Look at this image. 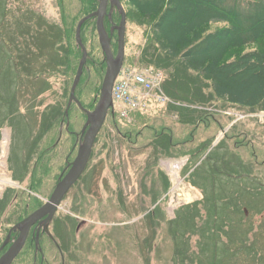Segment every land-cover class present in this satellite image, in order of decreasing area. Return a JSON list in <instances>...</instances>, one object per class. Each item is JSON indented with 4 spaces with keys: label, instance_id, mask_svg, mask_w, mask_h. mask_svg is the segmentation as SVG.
I'll list each match as a JSON object with an SVG mask.
<instances>
[{
    "label": "rangeland",
    "instance_id": "374dc122",
    "mask_svg": "<svg viewBox=\"0 0 264 264\" xmlns=\"http://www.w3.org/2000/svg\"><path fill=\"white\" fill-rule=\"evenodd\" d=\"M246 1L240 0L241 9H247ZM121 3L127 17L126 65L140 70L154 67L169 81L167 70L141 63L143 30L131 20L128 0ZM5 7L8 22L1 28L13 39L30 26L35 33L36 17L51 26L52 37L53 26L76 30L80 13L79 0H7ZM223 27L214 24L211 31ZM90 37L87 33V51L101 49L98 37ZM59 38H52L39 61L30 54L31 63L36 61L33 73L25 72L16 86L21 118L16 117L15 129L7 123L0 130V181L13 183H0V246L10 229L33 210L34 199L45 205L61 172L78 153L74 145L87 117L77 106L65 122L78 137L67 138L65 126H58L45 138L56 141L63 132V143L54 151L55 144L46 140L34 143L43 113L55 107L66 110L76 75L64 66H44L45 61L56 63V58L65 56L66 42ZM74 64L77 70L78 60ZM93 94L86 84L81 94L85 105L90 106ZM170 110L134 111L131 126L106 120L83 177L49 226L51 239L42 236L38 247L44 264H214L211 250L216 242L223 264H264V104L249 111L215 100L194 109L203 116L196 126L181 124ZM161 133L173 137L176 147L169 154L159 148L160 140L154 142ZM42 149L49 153L39 161ZM241 245L251 249L238 252ZM35 260L41 264L42 258L29 241L14 264Z\"/></svg>",
    "mask_w": 264,
    "mask_h": 264
},
{
    "label": "trees",
    "instance_id": "16d2710c",
    "mask_svg": "<svg viewBox=\"0 0 264 264\" xmlns=\"http://www.w3.org/2000/svg\"><path fill=\"white\" fill-rule=\"evenodd\" d=\"M6 1L0 0V130L7 123L15 129L16 121L21 118L16 101L19 93L16 86L24 78L25 72L33 73L30 69L36 61L31 63L30 54H34L32 59L36 58L39 61L42 50L47 48L52 38L60 37L58 40L66 42L65 56H62L60 60L59 57L56 58V63L54 59L45 61L44 66L54 65L56 69L64 66L68 72L71 71L75 75L77 70L74 69V60H78L79 66L82 57L75 39L76 30L70 29L67 25L63 29L53 26L56 31L52 37L49 33L51 26L40 17H36V21H39L35 25L37 28L35 33H33L34 26H30L17 35V39L21 38L23 42L17 43V39H13L12 35L6 36L1 28L2 23L8 22L7 12H5ZM79 1L80 13L75 18L77 25L81 19L96 12L99 6V0ZM128 3L133 12L131 20L143 30L146 42L141 63H148L169 72L166 92L174 101L198 107L216 100L225 101L249 111L262 108L264 104V0H247V9H241L240 0H128ZM61 10L63 11L62 6ZM62 18L65 19L64 13ZM118 21L119 18L116 23ZM214 24H223L224 27L211 31V26ZM87 33L91 35L90 39L98 37L95 19L89 20L82 27L81 38L85 46ZM24 42L25 46H23ZM55 44L56 41L53 47ZM251 46L255 49L247 52L246 50ZM74 48L79 53L78 57L77 52L74 53ZM88 53V62L76 90V97L84 108L93 110L97 104L96 97L101 91L106 64L101 49L95 52L90 50ZM204 81L210 82V85ZM86 84L94 93L90 106L85 105L81 99ZM206 88L210 89L211 93H206ZM37 95L36 98L41 96L40 93ZM73 106L76 105L73 104L70 107L69 116ZM66 110L61 111L59 107H55L49 113L48 110L43 113L34 137L36 145L42 140L45 141L46 136L49 137L56 127L65 126L66 130L68 124L65 122ZM170 112L177 114L180 123L185 126H196L199 121L202 122L203 118L201 111L190 108L172 106ZM111 120L115 121L113 118ZM37 125L35 118L34 126ZM69 131H73L71 123ZM70 132L65 131L67 138L77 136ZM61 133L63 135V132ZM172 138L170 135L161 133L154 142L160 140L159 148L169 154L176 147L172 143ZM54 140L45 141L47 144L48 142L55 144L53 151L63 143L64 139L60 136L56 141ZM201 152L199 151L197 155ZM46 153L49 151L39 150V161L44 160ZM34 200V208L27 216L42 206ZM212 212L213 216H219L214 210ZM219 219L220 217L216 220ZM34 236L31 240L32 248L36 247ZM246 249L251 248L241 245L237 251ZM211 252L213 263L221 264V249L218 242L214 244ZM36 262L34 261V264ZM44 262L45 260L41 261V264Z\"/></svg>",
    "mask_w": 264,
    "mask_h": 264
},
{
    "label": "water",
    "instance_id": "95a60500",
    "mask_svg": "<svg viewBox=\"0 0 264 264\" xmlns=\"http://www.w3.org/2000/svg\"><path fill=\"white\" fill-rule=\"evenodd\" d=\"M109 3L111 5V9L116 7L122 16L121 25L116 29L119 36V47L116 57L113 55L111 40L104 27V19L108 16L107 11ZM109 17L111 18V15H109ZM93 18L97 19V32L99 42L105 55L107 71L102 85L99 102L94 111L90 112L82 107L75 94L81 81L83 70L88 58L87 50L81 40V29L88 20ZM126 24L127 17L120 0H100L99 9L79 22L76 29V40L83 51V57L72 85L68 102V108L72 105V103H75L87 115V122L81 132L78 154L75 161L71 165L69 172L64 176V178L60 179V182L58 183L52 196L48 201H46L45 205L12 229V231L17 230L19 232V236L11 245L9 250L0 258V264H13L15 262L27 243L31 229L40 221L43 220L40 225L44 228V232L50 236L48 230L49 225L53 221V218L55 217L62 201L85 172L92 156L96 139L101 132L106 122L108 112L113 105L112 92L114 83L125 61ZM66 114L68 116V110L66 111ZM10 237L11 233L8 235L3 246L0 248V251L4 250L9 244ZM39 244L38 234L36 237V250H38Z\"/></svg>",
    "mask_w": 264,
    "mask_h": 264
},
{
    "label": "built area",
    "instance_id": "2783aa9c",
    "mask_svg": "<svg viewBox=\"0 0 264 264\" xmlns=\"http://www.w3.org/2000/svg\"><path fill=\"white\" fill-rule=\"evenodd\" d=\"M163 75L159 72L145 70L141 72L124 71L114 89V100L118 105L132 109L145 108V100L151 93L161 91ZM156 97L164 101L162 96Z\"/></svg>",
    "mask_w": 264,
    "mask_h": 264
},
{
    "label": "flooded vegetation",
    "instance_id": "af4514ba",
    "mask_svg": "<svg viewBox=\"0 0 264 264\" xmlns=\"http://www.w3.org/2000/svg\"><path fill=\"white\" fill-rule=\"evenodd\" d=\"M114 12H115V10H114ZM114 14H116V13H114ZM106 27H108V29L110 30L109 32H111V31H113V36H112V39H113V43H115V38H116V32H115V30H116V25L115 24H113V23H110V22H106ZM115 45V44H114ZM74 147L76 148V147H78L77 145H74ZM70 157V156H69ZM72 163V162H71ZM71 163H69V164H67L66 166H65V168H64V170L61 172V175H60V177H63V176H65L67 173H68V171L70 170V168H71ZM59 177V178H60ZM43 221V220H42ZM41 221V222H42ZM42 228V229H41ZM16 232V231H15ZM15 232H13L12 233V235L13 234H16ZM35 232V233H34ZM42 232H43V227L40 225V222L37 224V225H35V227H33V229L31 230V232H30V235H29V239H28V241H27V243L29 242V241H31L32 239H33V236H34V234L35 235H37V233H40V234H42ZM18 233V232H17ZM43 235V234H42ZM42 235H41V238H42ZM45 235H43V237H44ZM10 245H11V242L9 243V245L5 248V251L1 254V255H3L7 250H8V248L10 247ZM0 255V256H1ZM35 259H36V257H35Z\"/></svg>",
    "mask_w": 264,
    "mask_h": 264
},
{
    "label": "bare ground",
    "instance_id": "6f19581e",
    "mask_svg": "<svg viewBox=\"0 0 264 264\" xmlns=\"http://www.w3.org/2000/svg\"><path fill=\"white\" fill-rule=\"evenodd\" d=\"M5 141H7V139H6ZM0 183H1V184H4V185H8V184H9V185H10V184L13 185V183L10 182V181H8V180H1Z\"/></svg>",
    "mask_w": 264,
    "mask_h": 264
}]
</instances>
